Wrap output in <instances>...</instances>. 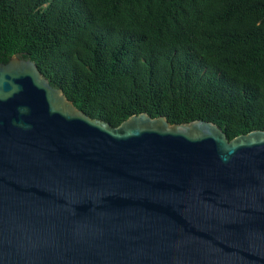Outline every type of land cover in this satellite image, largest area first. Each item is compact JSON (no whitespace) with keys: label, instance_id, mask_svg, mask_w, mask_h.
Returning <instances> with one entry per match:
<instances>
[{"label":"water","instance_id":"1","mask_svg":"<svg viewBox=\"0 0 264 264\" xmlns=\"http://www.w3.org/2000/svg\"><path fill=\"white\" fill-rule=\"evenodd\" d=\"M0 264H264V131L93 119L0 63Z\"/></svg>","mask_w":264,"mask_h":264},{"label":"trees","instance_id":"2","mask_svg":"<svg viewBox=\"0 0 264 264\" xmlns=\"http://www.w3.org/2000/svg\"><path fill=\"white\" fill-rule=\"evenodd\" d=\"M41 65L84 114L264 131V0H0V63Z\"/></svg>","mask_w":264,"mask_h":264}]
</instances>
